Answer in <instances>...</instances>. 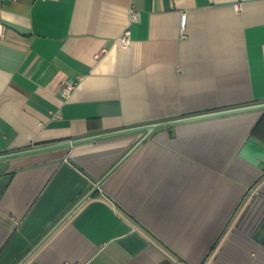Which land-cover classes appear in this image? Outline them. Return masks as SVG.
<instances>
[{"label": "crops", "instance_id": "0c3cea01", "mask_svg": "<svg viewBox=\"0 0 264 264\" xmlns=\"http://www.w3.org/2000/svg\"><path fill=\"white\" fill-rule=\"evenodd\" d=\"M0 22V155L264 103V0H0ZM145 134L0 160V264H264L241 154L264 109Z\"/></svg>", "mask_w": 264, "mask_h": 264}, {"label": "water", "instance_id": "95a60500", "mask_svg": "<svg viewBox=\"0 0 264 264\" xmlns=\"http://www.w3.org/2000/svg\"><path fill=\"white\" fill-rule=\"evenodd\" d=\"M258 109H264V103L245 105V106L234 107V108L226 109V110H220V111H214V112H209V113H203V114H199V115H193V116H189V117H183V118H179V119L150 123V124H146V125L125 128V129H121V130H117V131L92 135V136H88V137H82V138H78V139H74V140H70V141H64V142L53 143V144L45 145V146L34 147V148L23 150V151L9 153V154H5V155H0V160H9V159L17 157V156H23V155H27V154H33V153L43 152V151L62 148V147H68V146H72V145H76V144H80V143L97 141L100 139H105V138H110V137H115V136H120V135H126V134H130V133L146 132L145 136L137 143V145H139L145 138H147L155 130H157L161 127L171 128L172 125H176V124H180V123L190 122V121H194V120H201V119H206V118H212V117H217V116H223V115H227V114H234V113L246 112V111H251V110H258ZM241 154L244 157L250 159L251 161L259 164L262 167H264V144L261 143L260 141H258L256 138L251 137L249 139L246 147L244 148V150L242 151ZM8 178H10V177H8ZM3 179L4 178L0 179L1 182L3 181Z\"/></svg>", "mask_w": 264, "mask_h": 264}, {"label": "built area", "instance_id": "2783aa9c", "mask_svg": "<svg viewBox=\"0 0 264 264\" xmlns=\"http://www.w3.org/2000/svg\"><path fill=\"white\" fill-rule=\"evenodd\" d=\"M241 8H242L241 3L236 4V9L241 10ZM130 15H131L132 21L139 20V10L134 5L130 7ZM182 27L185 28V22L183 23ZM5 34H6V25L0 22V38H3ZM131 37H132V30L131 28H128L122 34L121 39L126 45H129L132 41ZM82 78H83L82 76H79L75 79H72V78L67 79L64 82L62 90H61L62 94L64 95L71 94L76 88V86L78 85V83L82 80ZM77 264H80V263H77Z\"/></svg>", "mask_w": 264, "mask_h": 264}]
</instances>
